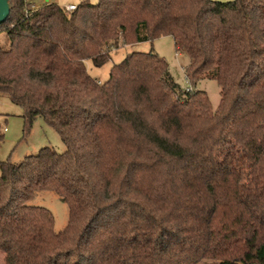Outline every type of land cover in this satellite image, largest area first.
<instances>
[{
  "label": "trees",
  "instance_id": "trees-1",
  "mask_svg": "<svg viewBox=\"0 0 264 264\" xmlns=\"http://www.w3.org/2000/svg\"><path fill=\"white\" fill-rule=\"evenodd\" d=\"M0 95L42 118L66 149L0 160L6 264H264V0H99L74 10L10 0ZM171 36L189 89L154 51ZM217 81L214 108L201 79ZM68 205L64 230L33 203Z\"/></svg>",
  "mask_w": 264,
  "mask_h": 264
},
{
  "label": "rangeland",
  "instance_id": "rangeland-1",
  "mask_svg": "<svg viewBox=\"0 0 264 264\" xmlns=\"http://www.w3.org/2000/svg\"><path fill=\"white\" fill-rule=\"evenodd\" d=\"M32 7L39 8L46 4H58L65 7L70 4L79 5L89 1L97 3L99 0H26ZM232 1V0H214ZM0 44L9 46L5 32L0 33ZM159 54L168 62L169 70L174 80L181 89L189 87L186 79L185 67L189 64V57L177 51L175 41L171 36H162L154 41H143L133 44L120 45L111 51V58L102 66H95L91 60L86 61L88 72L100 82L110 78L112 66L120 63L129 53L151 52ZM197 89L207 93L212 106L216 108L221 100V89L217 81L209 78L197 82ZM7 128V130H5ZM45 146L54 147L56 151L63 152L66 147L59 134L50 127L42 118H37L30 131H24L23 109L13 103L9 96L0 95V160L19 162L28 156L35 155ZM34 204L49 209L55 218V230L60 232L65 229L69 220L67 203L52 191H42L33 201ZM214 260H203L198 264H215ZM0 264H6L5 254L0 252Z\"/></svg>",
  "mask_w": 264,
  "mask_h": 264
},
{
  "label": "water",
  "instance_id": "water-1",
  "mask_svg": "<svg viewBox=\"0 0 264 264\" xmlns=\"http://www.w3.org/2000/svg\"><path fill=\"white\" fill-rule=\"evenodd\" d=\"M11 2L10 0H0V25L6 22L11 13Z\"/></svg>",
  "mask_w": 264,
  "mask_h": 264
},
{
  "label": "built area",
  "instance_id": "built-area-1",
  "mask_svg": "<svg viewBox=\"0 0 264 264\" xmlns=\"http://www.w3.org/2000/svg\"><path fill=\"white\" fill-rule=\"evenodd\" d=\"M66 10L70 11V10H74L76 8V5L74 4H70V5H67L65 6ZM189 89V87L187 88ZM5 130H7V128H5Z\"/></svg>",
  "mask_w": 264,
  "mask_h": 264
}]
</instances>
